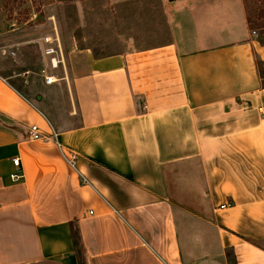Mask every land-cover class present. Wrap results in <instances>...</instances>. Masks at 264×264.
<instances>
[{
  "label": "crops",
  "instance_id": "crops-1",
  "mask_svg": "<svg viewBox=\"0 0 264 264\" xmlns=\"http://www.w3.org/2000/svg\"><path fill=\"white\" fill-rule=\"evenodd\" d=\"M161 4L164 39L67 50L47 85L24 73L46 62L40 38L0 0V264H264V85L242 0Z\"/></svg>",
  "mask_w": 264,
  "mask_h": 264
},
{
  "label": "rangeland",
  "instance_id": "rangeland-1",
  "mask_svg": "<svg viewBox=\"0 0 264 264\" xmlns=\"http://www.w3.org/2000/svg\"><path fill=\"white\" fill-rule=\"evenodd\" d=\"M242 3L264 85V0ZM4 7L10 18L33 32L32 37L56 31L64 56L67 50L82 47L96 54L116 52L154 44L166 36L161 0H4ZM38 49L28 50L35 56ZM33 60L29 75L35 76L40 68L33 69ZM5 67L4 72L10 71ZM55 73L64 74L62 68ZM51 115L54 122H64L63 105L54 106Z\"/></svg>",
  "mask_w": 264,
  "mask_h": 264
},
{
  "label": "built area",
  "instance_id": "built-area-1",
  "mask_svg": "<svg viewBox=\"0 0 264 264\" xmlns=\"http://www.w3.org/2000/svg\"><path fill=\"white\" fill-rule=\"evenodd\" d=\"M41 41V54L45 57V64L40 67L38 70V75L42 78L44 84H52L59 80L60 76L56 75L55 71L62 68L63 72L66 70L65 58L61 48V43L59 36L56 31L49 32L40 37ZM25 75L29 74V70L24 71ZM261 112L264 113V107L261 108ZM28 136L31 139H53L54 142L58 145L56 136L57 133L55 130L51 129L50 134L43 133L39 130L36 124H31L28 127ZM66 156V154H65ZM66 158L70 163L73 162L74 157L70 154ZM12 163L17 165L18 158H13ZM20 175L10 174V178L15 180L19 178ZM83 181L86 182V179L83 177ZM230 206V203L220 205L221 208ZM186 264V263H184Z\"/></svg>",
  "mask_w": 264,
  "mask_h": 264
},
{
  "label": "water",
  "instance_id": "water-1",
  "mask_svg": "<svg viewBox=\"0 0 264 264\" xmlns=\"http://www.w3.org/2000/svg\"><path fill=\"white\" fill-rule=\"evenodd\" d=\"M39 98H40V96H39V95H37V96H36V99H39Z\"/></svg>",
  "mask_w": 264,
  "mask_h": 264
},
{
  "label": "trees",
  "instance_id": "trees-1",
  "mask_svg": "<svg viewBox=\"0 0 264 264\" xmlns=\"http://www.w3.org/2000/svg\"><path fill=\"white\" fill-rule=\"evenodd\" d=\"M75 240V239H74Z\"/></svg>",
  "mask_w": 264,
  "mask_h": 264
}]
</instances>
